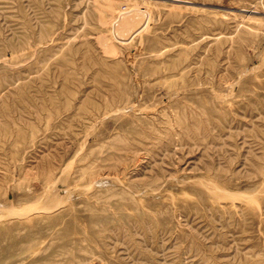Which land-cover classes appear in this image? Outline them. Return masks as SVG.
<instances>
[{
    "label": "rangeland",
    "instance_id": "rangeland-1",
    "mask_svg": "<svg viewBox=\"0 0 264 264\" xmlns=\"http://www.w3.org/2000/svg\"><path fill=\"white\" fill-rule=\"evenodd\" d=\"M0 264H264V0H0Z\"/></svg>",
    "mask_w": 264,
    "mask_h": 264
}]
</instances>
